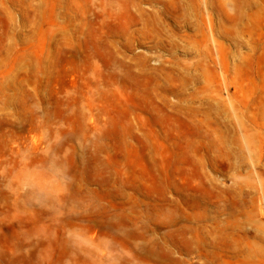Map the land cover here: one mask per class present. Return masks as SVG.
I'll use <instances>...</instances> for the list:
<instances>
[{"label":"rangeland","instance_id":"1","mask_svg":"<svg viewBox=\"0 0 264 264\" xmlns=\"http://www.w3.org/2000/svg\"><path fill=\"white\" fill-rule=\"evenodd\" d=\"M0 264H264V0H0Z\"/></svg>","mask_w":264,"mask_h":264}]
</instances>
